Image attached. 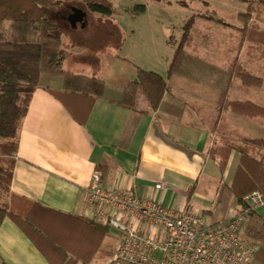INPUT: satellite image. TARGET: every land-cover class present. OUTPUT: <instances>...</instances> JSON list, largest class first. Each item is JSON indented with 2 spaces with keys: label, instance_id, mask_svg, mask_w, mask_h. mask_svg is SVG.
Listing matches in <instances>:
<instances>
[{
  "label": "crops",
  "instance_id": "0c3cea01",
  "mask_svg": "<svg viewBox=\"0 0 264 264\" xmlns=\"http://www.w3.org/2000/svg\"><path fill=\"white\" fill-rule=\"evenodd\" d=\"M247 1L264 3V0H236L234 4L245 5L247 11ZM210 24L214 21L200 23L199 30L214 29ZM195 25L191 31L192 44L186 50L191 57L212 67L202 68L190 62L182 74L167 79L172 59L167 58V64L163 65L158 48H151L140 68H128L112 60V77L102 79L106 85L105 97L95 100L84 124L48 91H64V79L39 74V84L19 132L10 193L61 213L92 219L87 212L86 193L93 172L99 170L107 188L148 195L164 207L201 213L212 222L227 218L234 207L239 209L236 198L227 188L222 191V186L232 184L240 155L232 153L222 175L219 161L212 159L209 151L227 141L241 144L245 139L264 140V119L231 111L218 118L216 101L227 84L224 71L239 59L248 72L263 79V86L248 88L241 81L235 87V78L229 91L230 100L249 101L264 108V45L243 41L237 29L242 27L229 24L235 28L227 27L222 33L226 38L220 48L214 39H206L211 43L204 47L201 38L194 35ZM62 41H66L63 34ZM122 45L119 53L124 54L125 42ZM171 45L174 55L177 46ZM209 70L217 73L220 80L208 81ZM141 71L159 73L166 78L171 91L164 95L156 113L139 117L132 137L120 145L126 125L136 115L115 101L123 98L125 88ZM72 73L92 78L88 74ZM234 87L236 94L232 91ZM71 104L79 108L88 101L85 97H75ZM255 154L264 161V147H257ZM157 183H164L165 188L155 190ZM255 210L264 218V203ZM143 228L148 231L146 226ZM108 233L91 264H119L114 257L122 243V234L111 250L106 245ZM0 264L50 263L26 234L6 218L0 227ZM253 264L259 263L255 260Z\"/></svg>",
  "mask_w": 264,
  "mask_h": 264
},
{
  "label": "trees",
  "instance_id": "16d2710c",
  "mask_svg": "<svg viewBox=\"0 0 264 264\" xmlns=\"http://www.w3.org/2000/svg\"><path fill=\"white\" fill-rule=\"evenodd\" d=\"M62 2L0 0V193L4 192L7 196L0 204V227L9 218L50 264H91L111 229L109 226L89 218L61 213L10 193L14 157L19 148V132L39 84L37 76L49 74L64 79V91H48L83 124L87 122L95 100L105 97L104 81L64 70L68 52L64 48L62 33L47 17V10ZM85 2L93 13L106 17L113 14V5L109 0ZM247 4V11L238 15L243 27L237 29L243 41L264 45V3L247 1ZM138 7L136 14L146 11L144 5ZM200 17L235 28L221 19L206 15ZM6 24L10 32L4 27ZM192 26L193 22H189L185 27L167 70V79L182 74L183 68L190 62L202 68L212 67L197 57H191L186 50L192 44ZM224 72L227 84L216 101L217 117L231 111L249 118L264 119L263 107L249 101H232L229 97L235 78H239L245 87L255 89L263 86V79L248 72L239 59H235ZM170 91L166 78L152 71H141L128 84L123 98L115 103L136 116L126 125L120 145L132 137L139 117L156 113L164 95ZM75 97H85L88 104L73 108L71 101ZM257 147H264L263 139H245L241 144L227 141L212 147L209 154L212 159L219 161L222 175L227 170L232 153L240 155L232 184H224L222 191L227 188L237 200L238 211L247 213L248 221L243 235L258 245L255 260L264 264V218L244 200L254 192H260L264 198V161L257 158Z\"/></svg>",
  "mask_w": 264,
  "mask_h": 264
},
{
  "label": "rangeland",
  "instance_id": "374dc122",
  "mask_svg": "<svg viewBox=\"0 0 264 264\" xmlns=\"http://www.w3.org/2000/svg\"><path fill=\"white\" fill-rule=\"evenodd\" d=\"M62 1L60 5L47 10V17L66 37L64 48L69 57L64 64V70L88 74L100 80L112 77L110 66L113 65L112 60L118 65L126 64L128 68L131 66L140 68V62H145L149 57V51L154 48L159 49L163 65L167 64V60L171 61L173 56L174 47L171 44L176 46L179 44L189 22H193L192 28L196 24L194 35L196 38H201L200 41L203 43L201 46L205 47V44L208 46L211 43L206 39H214L216 47L220 48V44L226 38L222 33L228 28L214 21L210 27H214L217 31L199 30L200 23L210 21L201 18L200 15L214 16L227 24L243 27L238 15L240 11H246L245 5L234 4L236 0H109L114 11L111 16L106 17L91 12L85 0ZM140 5H144L146 11L136 14ZM77 11H83L86 17L84 22L73 27L70 19ZM119 24L125 27V30H121ZM4 27L7 31L10 30L8 24ZM124 42L126 52L121 54L119 51ZM77 49H81L82 52H78ZM207 75H209L208 81L220 80L219 75L210 70L207 71ZM233 85L235 87L241 85V80L235 79ZM236 92L235 90L234 94ZM6 198V194L1 192L0 204ZM119 240L120 232L117 229H110L106 245L108 247L110 245L112 250L113 244L118 243Z\"/></svg>",
  "mask_w": 264,
  "mask_h": 264
},
{
  "label": "built area",
  "instance_id": "2783aa9c",
  "mask_svg": "<svg viewBox=\"0 0 264 264\" xmlns=\"http://www.w3.org/2000/svg\"><path fill=\"white\" fill-rule=\"evenodd\" d=\"M164 188V183L154 186ZM244 200L252 207L264 203L260 192ZM86 206L93 220L122 234L114 257L119 264H253L258 252L243 235L248 215L237 207L212 222L201 213L164 207L148 195L107 188L99 170L92 174Z\"/></svg>",
  "mask_w": 264,
  "mask_h": 264
},
{
  "label": "water",
  "instance_id": "95a60500",
  "mask_svg": "<svg viewBox=\"0 0 264 264\" xmlns=\"http://www.w3.org/2000/svg\"><path fill=\"white\" fill-rule=\"evenodd\" d=\"M84 16L85 14L81 11H77L76 13H74V15L70 19L73 27H76L77 23L83 22Z\"/></svg>",
  "mask_w": 264,
  "mask_h": 264
}]
</instances>
